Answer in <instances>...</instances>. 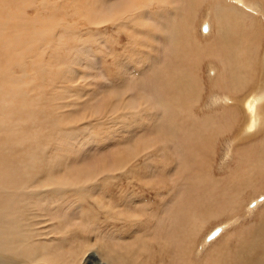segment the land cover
<instances>
[{"label":"bare ground","instance_id":"obj_1","mask_svg":"<svg viewBox=\"0 0 264 264\" xmlns=\"http://www.w3.org/2000/svg\"><path fill=\"white\" fill-rule=\"evenodd\" d=\"M22 1L24 0H0V19L4 14L2 20L6 21L11 14L10 12L14 11H9L7 8L10 3L16 5ZM257 1L262 4L264 2V0H105V3L103 2L105 6L96 19L93 15L94 10L89 9L86 14L89 15L91 11L95 23L107 20L116 26L118 31L125 29V25L129 24L128 27H135V29L137 27L139 30L145 31H142L141 34L144 33V37L147 39L142 40L141 43L148 40L152 44L154 41L150 54L146 53L148 55L145 59V66L141 65L139 69L137 68L138 77L136 83L132 85L136 93L127 99V104L125 103V108L134 109L132 112L128 111L132 113L135 120V127L131 125L130 127L133 128H128V125L127 129L148 126V130L144 128L145 131L142 129V131L138 129V133L134 131L135 134L139 135H135L137 141L135 142L134 139L133 143L135 142V144L131 145L132 148L129 149V151L133 150V153L129 152L128 148L122 149L118 158L120 163H118V159L117 162L116 160L109 162L112 166L114 164V167H86L87 169L76 168L73 170L64 167L65 169H61V172H56L55 169L53 173L47 169L38 173L37 169L39 168L35 165V158L38 154L36 150L43 143H40L36 131L29 130L26 123L18 126L21 133L12 130L7 133H0V264L63 263V254L58 248L55 251L60 254L55 251V253L51 252L47 245L42 244L46 242H54V245L63 244L61 241L69 240L70 232L59 237H47L48 233L52 231L45 232L49 226L44 225L45 221L42 220L41 216L38 214L34 215V218H27L26 212L32 205H35L36 209L45 210L47 206H44V201L48 197H56L58 199L48 200L52 205L55 204L51 208L55 211L53 214L59 210V205L64 208L61 209L64 210L63 213H66L72 204L70 194L78 197V199L85 197L88 201L92 198L96 204L98 199L94 200L95 197L92 194V190H96L98 187L96 177L106 178L108 176V182V178L116 169L136 159L139 160L140 165H135L131 170L125 169L122 174L124 177L121 175L128 182L126 190L120 189L124 187L120 184L119 189L122 193L138 190L134 194L141 198L144 208L147 210L128 209L131 210L132 214L131 212L125 213V210H119L118 213L115 212L116 216L120 219L123 217L133 219L138 215H140L139 218H147L155 213L154 210L158 204H164V212L169 211V216H172L173 221L178 222L176 226L170 227L167 232L161 231L157 235L154 234L155 230L153 229L154 235L151 234L154 239L150 237L151 235L136 234L139 236L138 243H136L138 248L134 246L133 250L134 241L133 239L129 240V237L125 241L131 246V249L126 246L127 244L122 245L119 241L114 242V248L109 249L110 263L146 264L149 262V258H156L162 262L160 264H166L164 259L168 258V264H195L188 258L191 240L188 241L186 236H189L190 230L183 229L185 228L183 227V219L195 224L202 222L205 218H210V216L215 217L223 212L220 209L222 203L225 202L223 205L225 208L228 201H233V199L234 202L237 200L238 204L239 192L242 194V191L246 190L255 193L260 187V179H264L262 177L264 176V45L261 44L262 38H264V11L261 10L262 6L257 5ZM152 3L159 4L161 6L160 11L154 13L153 8L150 7ZM30 4L31 0H26L24 6L28 7ZM201 7H204L202 12L207 13V18L206 16L198 17L201 20L198 24L196 15ZM154 10L156 11V9ZM143 13L147 15L142 16ZM257 15H260L262 22H256ZM153 16L157 17V22L161 19L164 21L161 20L158 24L155 23V26L154 23L153 26H149L144 18ZM0 23L4 24L2 21ZM11 25L14 24L11 22ZM132 35L131 38L134 37ZM5 41L3 42L8 47L6 50L5 47L3 49L8 51L11 43L7 39ZM3 49L0 48L1 59L7 58L3 56L6 55ZM13 53H10L12 57H14ZM140 54L142 55V52ZM136 62L140 64L138 60ZM142 64L144 65V62ZM207 65L209 66L207 77L202 80L199 70L201 67L204 70ZM4 68L8 69V66L1 63L0 74H4ZM127 72V74L131 73ZM136 73L135 71L132 72L133 76ZM127 74L126 76H128ZM0 80H3L2 75H0ZM6 82L8 83V81ZM121 85L123 84L121 83ZM7 89L9 90L8 93L0 91V104L3 100H9L11 103L10 98L16 97L19 91L18 88L11 85L10 88L7 86ZM109 90L114 93L112 88ZM202 98L207 99V101L205 108L201 111L200 102ZM119 102L118 105H120ZM10 103L7 102L2 106H7L6 109L9 110ZM103 103L104 105L107 104V102ZM110 106L112 107V105L108 107ZM196 110L201 111V113H195ZM127 114L122 112L118 118L128 116ZM239 117L241 118L240 122H238ZM122 120L124 121V119ZM125 120L127 122L129 119ZM124 124L122 122L123 126ZM89 131L91 132V129ZM89 131H86L85 136L90 141H94L97 136L95 133L94 135L89 134ZM107 131L111 132V136H113L111 127L108 126ZM125 132L127 131L125 130ZM132 132L128 134V141ZM225 132L231 133L233 150L230 148V152L235 153L236 160L233 166L227 170L229 173L226 176L225 174L221 177L213 176L207 170L208 164L212 157V151L216 147V143L219 142L216 139L219 135L221 139ZM262 136L263 138H261ZM89 140L88 144H90ZM28 141L34 142L30 148H21L18 154L13 151L16 150V146L23 147ZM138 142L139 145H136ZM33 146L35 149H32ZM116 156L113 155L112 157L115 158ZM51 162L53 163L52 159ZM52 163L49 162L47 167L51 166ZM263 185L261 186L264 187ZM47 187L50 188L45 190ZM99 188L101 187L99 186ZM102 188L104 195L108 191V186L105 185ZM98 192L96 191L97 194ZM132 196H134L132 197L133 201L138 197ZM227 198L230 200L227 201ZM263 198L262 195L252 200L250 206L255 207ZM109 200L108 202L111 204ZM235 204L233 209H228L230 206L227 209L236 213L237 204ZM96 206L98 207L99 204ZM246 209L248 210V208ZM231 214L233 213L231 212ZM262 215L263 220L260 218L261 229L255 233H250L245 239L237 240L235 238L237 241L234 248L216 254L213 264H260L264 258V236L262 234L264 232H262L264 230V214ZM50 217L52 219L54 216L48 215L46 218L49 219ZM66 217L68 218V215ZM111 217L113 218L112 215ZM67 218H62L66 220L62 226L71 224L72 220ZM106 218L108 217L106 216ZM54 219L56 218H53L52 221ZM58 219L61 221V218ZM111 219L110 221L114 220ZM153 219L155 220V218ZM156 224L158 225V223ZM85 225L87 227V224ZM225 226L226 224L215 227L206 236V240L214 239ZM52 228L54 230V227ZM132 228L136 227L132 226ZM123 231L125 230L123 229ZM155 237L158 238H156L158 242L155 241L157 243L152 242ZM161 237L162 239H160ZM114 240L117 241V239ZM145 242L150 243L152 247L156 245L157 250L154 249L153 251V248L150 249V245L149 248ZM222 246L226 245L223 244ZM63 247L62 249H64ZM226 249H228V245ZM174 258L180 262L173 261ZM136 261L140 262L136 263ZM68 262L71 264L70 261Z\"/></svg>","mask_w":264,"mask_h":264},{"label":"rangeland","instance_id":"obj_2","mask_svg":"<svg viewBox=\"0 0 264 264\" xmlns=\"http://www.w3.org/2000/svg\"><path fill=\"white\" fill-rule=\"evenodd\" d=\"M104 1L105 0H31V4L28 7H25L24 5L26 0H24L20 4L18 3L16 5L10 3L7 8L9 9V11H14L10 12L11 14L6 21L2 20L4 14L0 19V21L4 23H0V48L3 49L5 47L4 49L6 50V47H8V45L6 46V39L11 43V45H9L10 51H4L3 49V51L6 52V55L3 56L7 57L8 59H1L0 57V64L2 63L8 66V69L6 68L7 70L4 68V74H0L3 77V80H0V91H2V93H8L9 90L7 89V86L10 88V85L19 89L16 97L14 96L13 98H10V100H12L11 103L9 102V100H3L2 104H0V133H7L11 130L18 133L20 132L18 126H22L20 125L22 123H26V126L29 130L36 131L40 143H43L38 147V150H36L38 154L35 158V165L40 169H37L38 173L44 169H47L51 173H53L55 169L56 172H61V169L63 170L68 167V169L72 170L76 168L87 169L95 167H114V164L112 166L109 162L111 160H116L117 162L122 149L125 150L128 148L127 150L129 151V149L132 148L131 145L135 144V142L137 141L136 136L139 135L135 134V132L137 131L138 133V129H140L139 131L148 130V126H142L143 128H140L141 126H139L137 127V129H127L128 125V128L135 127V120L131 113L132 111H134V109H130V107L125 108V103L127 104V99L131 97V95H135L136 93L134 92V86H132L134 85V83H136L135 81L138 77V74L136 72L141 67V65L145 66V59H147L146 56L148 55L146 53L151 52V46H153L152 44L154 43V41L152 42V44L148 40L147 42L141 43L142 40L144 41V39H147L146 37H144V33V35L141 34L143 30H139L137 27L136 29L135 27H128L129 24L125 25V29L118 31L117 27L113 26L107 20L95 23L94 19L98 17L99 12L105 6L103 5ZM257 2V5L262 6L261 10L264 11V2L263 4L259 1ZM139 4L142 5L141 3ZM150 7L151 9L153 8L152 10L154 13L160 11L161 8V6L157 3H152ZM89 9L94 10V19L91 11L89 12V15L86 14ZM154 9H156V11ZM203 10L204 7H201L198 14L196 15L198 24L201 21L198 19V17L202 18L203 16H206L207 18V13L202 12ZM144 14L146 13H143L142 16H144ZM153 17L144 18L149 26H153V23L155 26L156 24L161 22V20L164 21L163 19H161L157 22V17ZM256 19V22H262V20L260 19V15H257ZM11 22L14 25H11ZM131 35L132 37H134L131 38ZM6 37H8L9 39ZM3 41H5L6 44ZM261 42L263 46L264 38H262ZM109 47L110 49L108 50ZM146 48L147 50H145ZM12 49H16V52ZM11 52H14V57H12V54H10ZM137 52H142V55ZM125 60L127 61V63H125ZM137 60L140 62V64L136 62ZM143 62L144 65L142 64ZM125 64L128 65L125 66ZM207 67L204 70H202L201 67V70H199L202 80L203 78L207 77L209 66L207 65ZM126 69L127 71H129V73H131L127 74L128 72H125ZM134 71L136 75L133 76L132 72L134 73ZM126 74L128 76H126ZM122 75H124L125 78ZM6 81H8V83ZM118 81L120 82V84ZM121 83L124 85V87L123 85H121ZM111 88L114 90H112L114 93L110 92L109 89ZM117 98L119 99V101H121L119 102ZM123 100L124 103H122ZM206 101L207 99L202 98V101L200 102L201 111L205 108L204 106L206 105ZM7 102L10 103L9 110L6 109L7 106H2ZM103 102H107V106L104 105ZM118 102L120 105H118ZM109 105H112V107H108ZM116 105L118 106L117 108ZM128 110H130L131 112ZM201 111L196 110L195 113H201ZM122 112L123 114L128 113V116L125 115L123 116V118H118L119 114H122ZM119 119H124V121L122 120L123 124L125 123L124 126L122 125V122L120 123L121 120ZM125 119H129L128 121L130 122H126ZM238 119V122H240L241 118L239 117ZM16 121H18L19 123H17ZM131 125L133 127H130ZM108 126L111 127L114 137L111 136V132L107 131ZM89 129H91V132L89 131ZM122 129L124 130L121 131ZM125 130L127 132H125ZM86 131H89L88 133L91 135H94L95 133L97 138L94 141H90L89 138L85 136V133H87ZM129 131L133 132L132 134H130L131 137L128 141L127 139H129ZM126 135H128V137H126ZM125 137L126 139H124ZM261 138H263V136ZM231 139V133L229 132H225L224 134H222L221 139L220 135L218 136V139H216L219 142L216 143V147L212 151V157L207 168V170L211 172L213 176L218 175L219 177H221L224 176V174L226 176L229 173V171L227 170H229V168L233 166L236 160L235 153L233 154L232 152H230V148L232 149ZM88 140L90 144H88ZM133 140L135 141L134 143ZM121 142L125 143V145H123V143ZM33 143V141H28L25 146H16V150L13 151L18 154L21 148H30ZM136 145H139V142L136 143ZM136 145L134 146L135 148L137 147ZM32 149H35V146H33ZM113 151L114 153H116L114 154ZM129 152L133 153V150H130ZM112 154L114 156L117 155L115 157L116 159L112 157ZM50 158L52 159L54 165L51 162ZM49 162L52 163L51 166L53 165L55 168H52L51 166H48V168L47 165H49ZM84 163L88 165H85ZM118 163H120L119 159ZM138 164L139 160L137 159L134 161H130V163H125L124 166L116 169L113 172L114 175L112 174V176L109 177L110 179L108 178V182V176L106 178L101 176L96 177L95 180L98 187L96 188V190H92V194L94 195L92 196L95 197L94 200L98 199L96 200V204H99L98 207L92 201V198L90 201H88L85 197H83V199H78V197H75L71 194L70 197L72 198L70 199H72V204H70V207L66 211L67 214L63 213L64 210L61 209L64 208H62L60 205L58 206L59 210L56 211V214H53L55 211H53L51 208H53L55 204L52 205L48 200L58 199L56 197H48L44 201V206H47L45 207V210H41L40 208L36 209L35 205H32L30 207L25 215L27 216V218H34L39 214L42 220L45 221L44 225H48L50 228L46 229L45 232L50 230L52 231L48 233L47 237H59L62 234L70 232L69 240L61 241L63 242V244L61 243L59 245H54V242H46L42 244L47 245L48 249L53 253L57 252L55 251V249L57 248L59 251H61L60 253L63 254V263L58 264H69L68 261H70L71 264H111L109 249L114 248V242L119 241L122 245H126L127 242L125 240H127V237H129V240L133 239L134 241L132 248L133 250L135 247L138 248L136 243H138L139 236L136 234H139L141 236L147 234L151 235L150 237L153 238L154 234L157 235L161 231L167 232L170 227L176 226L178 221H173L172 216H169V211L164 212V204H158V206H156L157 209L155 208L154 210L155 213H152L153 215H150L147 218H139L140 215H138L136 217H133V219H126V217L120 219L116 216V213H118L119 210H125V213L131 212V210L135 209L145 211L147 210L144 208V204L142 203L141 198H139L137 194H134L138 190L131 193H122L120 190L124 189L125 191L126 185L128 183L127 180L123 178L124 175H122L123 172H125V169L131 170V168H133L135 165L137 166ZM262 177L264 178V176ZM262 181L264 184V179H260V187L257 188V191L255 193L247 192L246 190L242 191V194L239 192L240 195L238 204L237 200L236 202H234L235 200L233 198V201L227 198V201L228 199L230 200L228 201V203L226 201V203L228 204L227 207H223L225 202L222 203V206L220 205L221 212L225 211V214L222 212L217 215L218 217L210 216V218H205V220H203L205 223L202 221L193 224L192 222L183 219V227H185L183 229L186 231L190 230L189 236L184 235L187 237L188 241L191 240V244L189 246L190 254L188 256L190 261H194L195 264H213V261L216 258V254L225 252L226 250H232L236 245V241L238 239H245V237H247L250 233H255L261 229L260 225L262 223L260 221V218L263 220L262 214H264V198L262 201L257 203L255 207H251L250 202L252 200H255L257 197H260L262 195L264 196V187L261 186L263 185ZM111 183H114L113 186ZM116 184H120L124 187L120 188V185L114 186ZM105 185L108 186V191L103 195L102 187ZM99 186L102 189L99 188ZM48 188L50 187L45 188V190ZM96 191H99L98 194L96 193ZM259 191L261 194H258ZM132 195H135V197L138 196L135 201H133L132 197L134 196ZM85 200L87 201V204ZM108 200L111 201L112 205L108 202ZM59 201L62 202L61 199H59ZM235 203L237 204V209L235 210L236 213L234 211L228 210L232 207L234 208ZM246 208H248V210ZM120 212L123 213L122 211ZM231 212L233 214H231ZM112 213L115 214L113 215ZM167 214L168 216L166 217ZM48 215L54 216L52 217V219H56L52 221L51 217L49 219L46 218ZM62 215H64V217H62ZM66 215H68V218L66 217ZM111 215L113 216V218L111 217ZM106 216L108 218H106ZM58 218H61L62 222ZM62 218L72 220L71 224L62 226L66 221ZM111 218L114 220L116 218L117 219L114 221ZM153 218H155V220ZM110 219L112 221H110ZM81 220L83 221L81 222ZM147 221H150L152 223L150 224V222L148 223ZM84 222L85 224H87V227ZM141 222L144 224H142ZM173 222L175 223V225ZM156 223H158V225ZM225 224L226 226L223 227L218 236L210 241L206 240V236L215 227H217L218 225L223 226ZM60 226H62L63 228ZM84 226L86 227V229ZM132 226L136 228H132ZM52 227H54V230ZM142 227L145 228L143 229ZM83 229L88 231H85ZM123 229L125 231H123ZM153 229L155 230L154 234ZM263 231L264 230H262V232ZM262 234L264 236V232ZM134 235H136L137 237ZM156 238L157 237H155V240H152L153 243L158 242ZM87 239L88 241H86ZM114 239H117V241H115ZM160 239H162V237ZM68 244L69 246H67ZM146 244L148 247L150 245L151 248H149H153V251L154 249L157 250L156 245L155 247H152L150 243ZM223 244H225L226 246H222ZM227 245L228 249H226ZM126 246L131 249V246L129 244H127ZM62 247L64 249H62ZM60 253L57 252V254ZM151 259L149 258V262L146 264L162 263L156 258ZM166 260L164 259V262L168 264V258H166ZM174 260L177 259L174 258L173 261ZM139 262L140 261H136V263ZM260 264H264V258L262 259Z\"/></svg>","mask_w":264,"mask_h":264}]
</instances>
